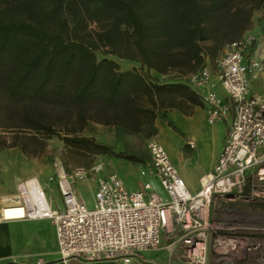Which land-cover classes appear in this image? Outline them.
<instances>
[{"label": "trees", "instance_id": "16d2710c", "mask_svg": "<svg viewBox=\"0 0 264 264\" xmlns=\"http://www.w3.org/2000/svg\"><path fill=\"white\" fill-rule=\"evenodd\" d=\"M257 8L264 0H0V149L35 156L56 134L68 151L107 152L80 134L87 122L138 131L194 102L182 76L240 38Z\"/></svg>", "mask_w": 264, "mask_h": 264}, {"label": "built area", "instance_id": "2783aa9c", "mask_svg": "<svg viewBox=\"0 0 264 264\" xmlns=\"http://www.w3.org/2000/svg\"><path fill=\"white\" fill-rule=\"evenodd\" d=\"M253 39L247 34L226 43L213 59L216 80L230 100L233 117L211 171L199 179L195 192L186 189L163 146L150 137L145 143L148 161L138 175L155 179L164 197L146 180L127 190L109 171L96 177L92 203L86 206L73 182L86 178L87 170L76 167L66 174L58 165L45 183L54 185L60 208L50 207L44 187L31 177L18 181L13 196L0 205V221L48 219L63 260L128 263L164 242V248L177 250L186 264H205L210 242L233 256L264 264V224L254 223L256 214L242 207L264 203V96L248 94L249 81L264 72V59H245ZM210 77L204 62L182 76L203 104L209 124L223 120L229 109L213 90ZM187 145L192 148L193 142Z\"/></svg>", "mask_w": 264, "mask_h": 264}, {"label": "crops", "instance_id": "0c3cea01", "mask_svg": "<svg viewBox=\"0 0 264 264\" xmlns=\"http://www.w3.org/2000/svg\"><path fill=\"white\" fill-rule=\"evenodd\" d=\"M247 34H251L254 39L246 49L245 59H264L263 9L257 8L251 12L250 26L242 33L241 37ZM221 51L217 52L213 57L205 55L203 62L209 67L213 90L229 104L227 115L223 120L211 124L207 123L204 106L196 96L194 102L181 98L176 106L160 109L153 121L142 127L153 131L149 138L151 137L158 141L165 151L164 145H168L169 142L177 145V168L175 169L190 193L198 189L199 179L211 171L221 149L225 132L233 117L230 100L216 80V71L213 64V59ZM248 94L264 96V72L255 75L249 81ZM159 136H161V140H159ZM187 141L193 142L192 148L188 147ZM8 149L9 153L16 159L15 162L5 165V181L0 182V205L5 202L6 198L13 196L15 184L18 181L34 175L48 194L47 199L50 207L60 208V198L54 185L52 184V189L51 183H45V178L42 179L40 174L19 170V165H23L25 162V155L15 147ZM99 175L101 174H95L93 178L89 179L75 180L73 182L75 193L77 194L75 189L77 183L89 181L93 194L96 186V177ZM144 180L150 183L151 188L158 195L165 196L155 179L145 177ZM77 196L82 199L86 206L91 205L92 195L89 204L80 195L77 194ZM242 207L245 211L256 214L252 219L254 223L264 224V203L248 202L243 204ZM252 235L255 237L259 236L258 233H252ZM140 255L141 258L139 260L131 259L128 263L108 259L80 260L67 258L63 260L57 254L53 226L48 219L0 221V264H186L177 250L170 252L164 248V244H161L157 250L145 251ZM205 264H253V262L244 255L233 256L220 248H214L208 242Z\"/></svg>", "mask_w": 264, "mask_h": 264}, {"label": "rangeland", "instance_id": "374dc122", "mask_svg": "<svg viewBox=\"0 0 264 264\" xmlns=\"http://www.w3.org/2000/svg\"><path fill=\"white\" fill-rule=\"evenodd\" d=\"M92 28L93 24L88 26V29ZM95 55L97 58L102 56L98 51L95 52ZM105 56L116 62L118 68L121 70L137 67L136 63L130 60L109 55ZM151 133L153 134V131L148 128L130 131L115 125H101L94 122H87L80 134L91 137L96 142L106 145L108 148L107 152L83 154L68 151L64 148L59 137L54 134L43 139V148L35 156H25V162L23 165H19V170L35 172L40 174L42 179L50 175L54 176V170L58 165H61L66 174H71L76 167H83L88 172L86 176L88 179L93 178L95 174H103L112 171L121 179L127 190H134L145 178L138 175V170L148 161L145 143ZM5 134V130L0 129V140L4 142ZM158 138L161 140V136ZM164 147L166 148L171 163L177 168V145L169 142V144L164 145ZM128 157H132L133 159ZM15 159L16 158L9 153L8 148L0 149V182L5 181V165L15 162ZM92 168H96V170L94 171ZM31 177H34V175L27 178ZM51 188L53 189V185ZM75 189L77 194L80 195L86 203L89 204L91 202L92 186L89 181L77 183ZM45 194L48 198V194L46 192ZM162 244H164V242H162Z\"/></svg>", "mask_w": 264, "mask_h": 264}, {"label": "bare ground", "instance_id": "6f19581e", "mask_svg": "<svg viewBox=\"0 0 264 264\" xmlns=\"http://www.w3.org/2000/svg\"><path fill=\"white\" fill-rule=\"evenodd\" d=\"M4 214H5V211H4Z\"/></svg>", "mask_w": 264, "mask_h": 264}]
</instances>
